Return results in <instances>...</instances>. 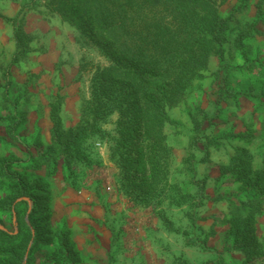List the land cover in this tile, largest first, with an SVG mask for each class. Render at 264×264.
I'll return each mask as SVG.
<instances>
[{
  "label": "rangeland",
  "instance_id": "1",
  "mask_svg": "<svg viewBox=\"0 0 264 264\" xmlns=\"http://www.w3.org/2000/svg\"><path fill=\"white\" fill-rule=\"evenodd\" d=\"M75 2L0 0V264H264L263 189L223 172L235 169L238 147L264 168V0L205 3L226 25L209 37L200 77L162 95L164 174L148 185L132 181L116 148L125 110L94 98L112 62L100 37L80 30ZM146 10L165 25L175 14L168 1ZM115 12L121 27L110 36L144 34ZM182 26L170 24L174 40ZM98 117L102 133L65 143Z\"/></svg>",
  "mask_w": 264,
  "mask_h": 264
},
{
  "label": "trees",
  "instance_id": "2",
  "mask_svg": "<svg viewBox=\"0 0 264 264\" xmlns=\"http://www.w3.org/2000/svg\"><path fill=\"white\" fill-rule=\"evenodd\" d=\"M120 1L123 9L117 7L118 0H76L72 12L80 19V30L94 41L100 37V45L111 57L112 65L103 71L99 95L94 98L99 103H102L99 98L117 102L120 110H125L116 148L123 159H126L132 181L137 185H148L164 174L162 152L165 149V137L162 127L167 116L162 108V95L180 93L200 77V70L205 65L204 57L208 53L209 37L219 34L225 28L226 20L215 10H207L205 3L208 0H154L157 5L168 1L175 10V14H168L171 22L166 25L165 18L147 12L148 0ZM116 10L122 11L121 15L131 14L132 18L138 19L144 34L135 40L129 34L110 36L112 30L118 32L121 27ZM178 21L183 25V41L180 38L174 40L176 35L169 28L172 22ZM152 29L153 49L148 43ZM107 105L108 103L102 104V108L105 109ZM60 109L61 103L53 99L49 115L53 124L51 137L54 142L64 134L60 130ZM98 110L97 105L93 104V113L104 118ZM103 118L98 117L95 125L86 122L84 126V120L80 121L75 130L69 129L66 132L65 143H74L81 135L91 131L102 133L98 126ZM234 153L238 159L234 160L235 169L225 168L223 172L240 171L238 181H252L253 185L263 189L264 195V168L253 169L252 155L246 149L238 147ZM262 163L264 164V156ZM17 186L20 184H14V187ZM248 233L249 230H246L247 245L254 240ZM65 245L63 238V248Z\"/></svg>",
  "mask_w": 264,
  "mask_h": 264
}]
</instances>
